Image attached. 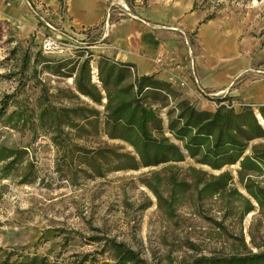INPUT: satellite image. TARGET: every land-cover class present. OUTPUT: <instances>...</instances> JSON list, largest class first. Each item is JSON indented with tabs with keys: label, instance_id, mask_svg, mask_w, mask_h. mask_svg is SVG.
<instances>
[{
	"label": "trees",
	"instance_id": "obj_1",
	"mask_svg": "<svg viewBox=\"0 0 264 264\" xmlns=\"http://www.w3.org/2000/svg\"><path fill=\"white\" fill-rule=\"evenodd\" d=\"M3 33V43L14 45L1 59L0 63L10 62V68L0 77L15 85L11 92L0 94V127L28 133L31 143L47 137L58 163L68 167L78 162L87 167L91 178L151 169L141 184L164 219L174 217L187 195L192 196L197 213L202 201L217 198L223 216L235 207L242 218L256 207L264 218V106L198 110L169 83L153 75L137 76L129 63L104 55L94 58L86 51L88 45L58 57L22 46L0 21V40ZM43 74L70 78L71 87L51 89ZM98 137L122 146L87 149L79 144ZM123 145L129 150L122 151ZM26 154L25 149L0 145V181L17 177L22 185L34 180V165L25 161ZM187 160L193 165L180 166ZM234 165L245 196L231 187V173L221 171ZM19 168L21 174L15 177ZM202 168L219 173L208 174ZM101 251L49 260L0 248V264H154L113 240H107ZM103 252L109 253L110 262L97 259ZM176 264H264V245L253 253L193 255Z\"/></svg>",
	"mask_w": 264,
	"mask_h": 264
},
{
	"label": "rangeland",
	"instance_id": "obj_2",
	"mask_svg": "<svg viewBox=\"0 0 264 264\" xmlns=\"http://www.w3.org/2000/svg\"><path fill=\"white\" fill-rule=\"evenodd\" d=\"M49 1L0 0V11L6 14L0 21L7 24L13 38L31 50H37L39 37L47 32L53 36H65L66 42L78 48L95 45L92 51L99 54L98 47L108 43L103 33L110 23L134 16L130 5L125 3L122 7L116 2L108 25L104 26L102 22L84 38L82 30L67 27L66 0L61 5L55 0L56 7ZM81 1L70 0L69 4L78 18L87 12L96 13L101 3V0H90L88 9L83 10L79 6ZM195 3L203 11L204 18H210L206 34H212V39L204 38L199 46H195L202 64L217 70L231 65L237 69L226 89L217 93L206 90L205 93L215 94L210 95V101L218 98L228 104L232 102V109L239 110V104L247 106L250 102L241 96L228 97L227 92L237 89L245 95L250 93L252 86L264 84V0H195ZM39 7L46 8L47 13H39ZM38 16H43V22L51 29L44 26ZM5 39L6 33H3L0 62L14 45L3 43ZM75 50H69L64 57L72 55ZM9 68L10 62L0 63V75ZM42 79L51 89L55 86L71 87L68 79L46 74ZM14 85L15 81L0 77V94L11 92ZM201 102L214 109L210 102ZM84 140L79 144H85L87 149L122 146L104 137ZM0 145L25 149L24 159L33 163L35 171L34 180L28 184L17 183L16 176L21 174V167L14 173L15 179L0 181L2 249L13 248L49 260H62L71 254L102 252L107 240H113L137 251L147 262L176 264L193 255L253 253L264 245V218L256 207L242 218L235 207L223 216L221 201L211 198L202 201L197 213L192 196L187 195L186 203L177 208L174 217L164 219L156 210L154 198L141 184L151 169L112 172L101 178H91L87 167L78 162L68 167L58 163V154L47 137L40 136L31 143L28 133L20 134L0 127ZM128 150L123 145L122 151ZM187 164L193 165L187 160L180 166ZM236 168L234 165L221 171L231 173V187L245 196L237 183ZM202 170L212 175L219 173L206 168ZM96 257L110 262L108 252Z\"/></svg>",
	"mask_w": 264,
	"mask_h": 264
},
{
	"label": "crops",
	"instance_id": "obj_3",
	"mask_svg": "<svg viewBox=\"0 0 264 264\" xmlns=\"http://www.w3.org/2000/svg\"><path fill=\"white\" fill-rule=\"evenodd\" d=\"M89 1L82 0L80 8L87 10ZM127 1L130 2L134 16L111 23L103 33L107 37V45L98 47L99 54L92 51L96 48L95 45L89 46V52L94 54V58L96 55H104L116 62L129 63L137 76L153 75L156 79L169 83L175 92L196 109L212 112L214 109L207 103H193L191 89L215 93L222 91L228 87L229 79L237 69L231 65L217 70L202 64V57L195 52V46H199L204 38L212 39V34H206L210 21L198 24L204 19V13L197 8L195 0ZM106 2L107 0H101L96 13L83 11L86 15L78 18L71 11L70 0H66L67 27L79 31L98 26L104 20ZM48 3L55 7L57 5L55 0ZM5 16L0 11V19H5ZM67 79L71 81L70 78ZM180 81L185 83L184 87L179 86ZM227 96H241L252 107L264 106V84L252 86L250 93L245 95L233 89L227 92Z\"/></svg>",
	"mask_w": 264,
	"mask_h": 264
},
{
	"label": "built area",
	"instance_id": "obj_4",
	"mask_svg": "<svg viewBox=\"0 0 264 264\" xmlns=\"http://www.w3.org/2000/svg\"><path fill=\"white\" fill-rule=\"evenodd\" d=\"M116 2L119 3L122 7H125V3H127V0H107L106 2V9H105V14H104V20H103V24L104 26L108 25V21L110 20V14L113 10V8L116 5ZM40 12L39 13H47V9L46 8H42L39 7ZM38 19L41 23L44 24V26H46L47 28L51 27L46 24L45 22H43V16H38ZM111 24V23H110ZM95 27L92 28H86L82 30V35L84 38L90 36L92 34V31ZM66 37L65 36H53L46 33H43L40 37H39V43H38V49L42 54H46V55H54V56H58V57H64L65 55L68 54V51L71 49H77L78 46L74 45V44H70L68 42H66ZM86 49L89 48V46H85ZM179 86L184 87L185 83L183 81L179 82ZM192 96L196 101H206V102H210L214 109L222 106L226 109H232L233 108V104L232 102L230 104H228L226 101H219V102H215V101H210V95L206 94L203 90L200 89H195L192 88ZM239 107H243V104H239Z\"/></svg>",
	"mask_w": 264,
	"mask_h": 264
}]
</instances>
